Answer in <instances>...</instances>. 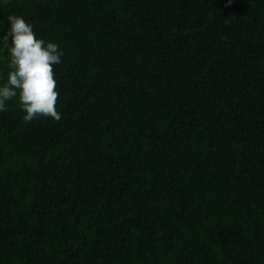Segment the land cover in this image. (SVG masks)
Segmentation results:
<instances>
[{
	"label": "trees",
	"instance_id": "obj_1",
	"mask_svg": "<svg viewBox=\"0 0 264 264\" xmlns=\"http://www.w3.org/2000/svg\"><path fill=\"white\" fill-rule=\"evenodd\" d=\"M13 14L63 52L62 118L0 112V264H264V0Z\"/></svg>",
	"mask_w": 264,
	"mask_h": 264
},
{
	"label": "clouds",
	"instance_id": "obj_2",
	"mask_svg": "<svg viewBox=\"0 0 264 264\" xmlns=\"http://www.w3.org/2000/svg\"><path fill=\"white\" fill-rule=\"evenodd\" d=\"M9 28L0 39V52L8 54L6 82L0 85V112L7 101L18 99L23 120L40 117L61 120L56 105L59 99L54 65L62 63L58 44L38 39L32 25L22 16H8Z\"/></svg>",
	"mask_w": 264,
	"mask_h": 264
}]
</instances>
